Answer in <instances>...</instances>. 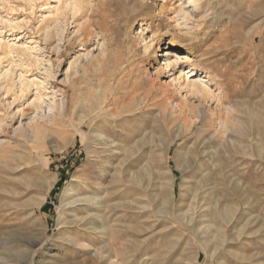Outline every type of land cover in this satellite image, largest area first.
I'll list each match as a JSON object with an SVG mask.
<instances>
[{"label": "rangeland", "instance_id": "374dc122", "mask_svg": "<svg viewBox=\"0 0 264 264\" xmlns=\"http://www.w3.org/2000/svg\"><path fill=\"white\" fill-rule=\"evenodd\" d=\"M57 2L0 0V41L35 47L25 56L27 64L19 65L16 56L0 50V107L9 116L0 144L11 142L0 153V225L23 233L45 227L47 238L35 249L53 245L57 264H104L93 259L95 249H104L114 264H264V0H200L199 16L190 21L193 35H183L182 19L174 11L177 0H113L100 7L99 17L90 18L96 25L87 27L91 32L86 30L84 47L74 38L69 12L49 26L52 36L46 37L52 13L43 17ZM103 37L111 42L110 53L96 66ZM151 37L154 52H145ZM168 40L176 46L168 49L165 69L160 61ZM186 53L189 61L181 57ZM189 62L198 67L197 75L207 72L213 88L222 80L220 73L240 74L223 100L231 109L228 136L207 130L199 118H193L192 129L174 136L185 119L178 114L185 92L172 78L184 76ZM8 68L12 73L1 77ZM10 78L16 87L20 78L28 83L26 100L17 88L6 92ZM146 80L153 81L152 88ZM33 82L42 94L37 103ZM104 90L119 101L111 104L110 95L104 100L101 113L84 124L87 138L82 140L75 131L78 113L89 111V101L103 100ZM142 98L138 106L129 105L132 110L114 113L115 106ZM33 101L36 108L27 106ZM201 105L207 120L211 107ZM170 112L175 113L171 118ZM35 123L47 127L48 136L32 147L18 132ZM96 131L113 142L107 151L93 139ZM203 136L211 141L202 143ZM186 156L194 158L186 162ZM97 163L110 167L104 177ZM74 174L104 182L93 223L68 230L86 239L84 249L64 244L66 235L57 228L61 196ZM166 198H172L168 216L159 211ZM223 204L236 206L227 222L222 210L215 211ZM187 211L190 222L182 217Z\"/></svg>", "mask_w": 264, "mask_h": 264}, {"label": "bare ground", "instance_id": "6f19581e", "mask_svg": "<svg viewBox=\"0 0 264 264\" xmlns=\"http://www.w3.org/2000/svg\"><path fill=\"white\" fill-rule=\"evenodd\" d=\"M199 1L200 0H177L178 4H177L174 11H176L175 14L177 15V18L182 19V23H183L182 25H184L183 27L185 29V32L183 33V35H193V32L190 28V21L192 20L193 16H195V17L199 16V10L201 8ZM60 2H61V4H58ZM111 3H113V0H59V2H57V6H54L52 8V10L50 9L51 11L49 10V14H47L46 16L43 17L44 20L48 19V16L50 15V13H52L51 18L49 19L48 23L45 24V26H44L46 37L51 38V36H52L53 30H49L50 28L52 29V27L49 28V26L56 24L57 23L56 21L59 19V17L63 18V15L66 12H69L72 15V18L74 19L73 21L75 22V37L74 36L73 37L78 40L79 44L82 47H84L85 44L83 43V39H84L86 30L89 28L88 27L89 25L95 24L94 22H92V23L90 22V18L92 16H94L96 13L97 14L99 13L100 7L103 4H109L110 5ZM143 4L144 3L140 2L139 5L145 6ZM169 5L171 6L170 3H169ZM165 6H166V4L162 5L163 8H165ZM166 7H168V6H166ZM161 11L163 13L162 9H161ZM57 12H59L58 15H57ZM83 18L86 19L84 22H82L80 20ZM79 20H80V22H79ZM94 21L97 22L96 20H94ZM98 21H100L99 18H98ZM127 21L130 23L132 20L128 19ZM123 22H124V20H123ZM100 24H101V22H100ZM141 24H142V21H141ZM89 32H91V31L89 30ZM153 41H154V39L151 37V38H149L148 41L145 42V46H144L145 52H150V53L154 52ZM110 46H111V42L108 39H106L105 37H103L102 41L99 45V54H98V56L95 57V59H93V60H95L96 66H99L101 64V62L107 58V55L110 53ZM175 46H176L175 42L168 40L167 47L163 50V55H161V56H165V59L160 61V63H162L165 66V69L166 68L168 69L169 65H170V63H169L170 61L168 60V56H167L170 53V51L168 49L175 47ZM34 48L35 47H28V46L23 45V44L17 45L16 43H8L7 41L6 42L0 41L1 53H3L4 55H9V56L11 55L13 57L16 56L17 62H18L16 64H18V65H19V63L27 64L26 63V61H27L26 57L28 56V58H29V51L33 50ZM206 53L207 52H204L203 54H206ZM36 57H34V58H36ZM181 57H183L184 61L190 60L188 53L184 54ZM78 58H79V56L74 55L72 61L76 62L78 60ZM33 61H34V59H33ZM37 61H39V60H37ZM37 61H35V62H37ZM188 67L189 68H188V70L185 71L184 76L181 74H178L177 76H174L172 78V81L176 82L178 86H181L182 90H184V92H185V95H184L185 97L183 99V102H180L182 104L179 105V113H178V114H181L182 116L184 115L185 119L183 118L184 119L183 122H181L175 128L174 136L178 137V136H180V133L183 132L182 130L190 129L191 124H193L195 121L193 118H196V119L199 118L200 121L207 127V130H209L210 128L213 129L214 134H220L222 137L228 136L229 125H230L228 115H229V112H231V109L224 105L223 100L226 99L227 96L229 95V93L231 92V91H229L231 82L236 77H239L240 74L235 73V74H232L228 77H225L226 75L224 73H220L219 76L222 77V80L220 81V84L218 83L219 85L216 84L213 88L211 85V81L208 78H206V77H208V76H206L207 72L205 73V75L200 76V74L197 75L198 67H196L193 63L189 62ZM10 68H12V67L10 66ZM10 68L5 69V71L2 73L1 77H3V78H5L6 76L8 77V75L12 73V71H11L12 69H10ZM114 71H115V69H114ZM190 76H193V78H189ZM100 82H102V79ZM33 84L36 85V88H35L36 92H35L33 100L37 103L38 100L41 101L42 94L39 92L38 87H37L39 84L37 85L36 82H33ZM147 84H148L149 88H152L154 83H153V81H147ZM12 88H17V93H19V96L21 98L25 99V95L27 94L26 91L29 89V86H28V83L24 82L20 78L19 86L16 87L15 84H13L11 82V78H10V79H8L4 89L6 90V92H8L10 90L12 91ZM14 91H15V89H14ZM14 91H12V92H14ZM123 91H124V89H123ZM13 94L15 95V93H13ZM113 94L114 93L106 92V90H104L103 100H100L99 102H96V100L95 101H89V105H90L89 111L87 113H82V112L78 113L80 120L77 123L75 122L76 123L75 124V127H76L75 131H77L79 133L82 140H85L87 138V135L83 131L84 124L87 123L88 120H92L95 113L97 114V116L101 113V110H103L105 105H106L105 103H107L104 100L106 98H108L110 95L111 104L114 103L115 101H119L118 100L119 98H117ZM128 94H130V93H128ZM149 95H148V97H149ZM16 97H18V96H16ZM143 100L145 102V99H143V98L140 101H136L134 99V101H130L127 105L115 106L114 107V113L121 114L124 111H126V112L128 110L130 111V110H132V109H130V106H129L131 103H133V105L135 104L136 106H138V104H141L143 102ZM151 100H152V97H151ZM34 101L32 103H28L27 106L31 105L33 108H36L37 105L35 104ZM194 101H196L197 103L194 104L195 108L192 109L190 106H192V103ZM202 103H206L208 105V108L211 107V110H208L210 117H208L207 120H206V114H207L206 110L207 109L206 110L204 109V106L201 105ZM108 104H110V103H108ZM78 105H79V103L77 104V106ZM3 109L4 108L0 107V134L6 133L8 130L7 125H8L9 116H8V119H6L7 118L6 114L1 112ZM166 110H164L163 114H166ZM24 112H25L24 109L21 108V115H23ZM75 112L77 113V111H75ZM174 115H175V113H172V112L169 113L170 118L173 117ZM76 116H77V114H76ZM178 116L179 115H177V118H178ZM70 120H71V118H70ZM188 123H189V125H188ZM171 125H173V124H171ZM47 130H48L47 127H44L43 125L35 123L33 126H30L29 129H24L23 131H21V133L18 132V137L23 138L26 143H29V145L32 146L33 143H36L40 140L43 141L44 137L48 136ZM92 137H93V139L99 140L100 144L103 145V147H104L103 149L105 151H107L109 149V146L113 143V142H111L110 138L108 136L104 135L101 131H96L95 133L92 134ZM15 138H17V137H15ZM211 138H212L211 136L210 137L203 136L202 139H200V140L202 143H207V142L211 141ZM9 142L10 141L8 140L5 143H9ZM159 142L162 144H165L166 140L160 138ZM4 144L3 143L0 144V153H1L2 149L4 148ZM32 147H34V146H32ZM11 156H13V155H11ZM14 156H15V154H14ZM193 158L194 157L186 156V162H191L193 160ZM97 167H99V169H100L99 171H101L100 175H102L103 177L105 176L103 174L106 171H108L110 168V167L109 168L103 167V165L99 166L98 163H97ZM186 167H188V165H185V168ZM98 174L96 176H98ZM92 179L97 181L96 184H98V186H94V187L90 186L89 183ZM107 180H109V179H107ZM103 183L104 182L102 181L101 178L96 179L91 175H82L80 177H77L74 174L72 176V178L70 179L69 183L66 185V187L64 189V193L61 196V203L58 206L59 211H58V218H57L58 230L59 231L61 230L60 233H62L63 236L66 235V238L63 239L64 244L65 243L66 244L67 243L72 244L76 248H82V249L87 248L88 244L85 243L86 239L81 238L78 235H71V234H69L68 230L70 229L71 226H77V227L81 228L82 226L85 225V224H83L84 222H86V224L93 223V221L95 219L96 209H97L96 206L98 204H100V201L102 199V196L100 193H102V190H103L101 188V187H103V185H102ZM54 184H55V180L48 182L45 186L46 191L49 192ZM45 198H46V196L43 197V200H45ZM43 200H42V198L39 199V201H40L38 204L39 207L41 206ZM171 200H172V198H166V199H163V201L161 203V207H160L159 211L164 213L166 216H168L167 211H166L167 210L166 207L169 204V202H171ZM219 210L223 211L222 216L225 218V221L227 222L230 220V216L235 212L236 206H232L230 204H228V205L223 204L222 206H219V205L215 206V211H217L218 214L221 212V211L219 212ZM34 212H35V210L33 209V212H31V213H34ZM31 213H29V216L33 217L32 215H30ZM188 213H189L188 211H187V213H183L182 217L190 222L192 220V216ZM39 225H40V222H39L38 226ZM63 227H65L66 230L65 229L62 230ZM208 227H209V224L205 226V228H208ZM90 228L91 227H89L88 231H90L93 227L91 229ZM29 229L27 232L23 233L21 231L17 232L16 231L17 229L14 230V229H11L10 227L6 228V227L0 225V264H57L56 258L59 255L57 254V250H55L53 245L47 246L44 251L36 252V249H35L37 245L42 244L43 241L47 238L46 228L45 227H43L42 229L40 228L41 229L40 231H35V232H33L32 229L29 231ZM95 233H96V231H95ZM52 239H54V238H52ZM207 240L208 239H204V242L206 243ZM24 246H25V249L29 248L30 252H25L26 250H24ZM91 255H92L94 260H98V261L101 260V262H102V260H105L104 264H114V262L112 263V261L109 260L107 255L104 254V249H95L92 251Z\"/></svg>", "mask_w": 264, "mask_h": 264}]
</instances>
